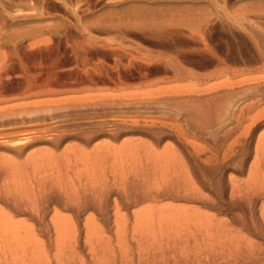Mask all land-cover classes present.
Instances as JSON below:
<instances>
[{"label": "rangeland", "instance_id": "obj_1", "mask_svg": "<svg viewBox=\"0 0 264 264\" xmlns=\"http://www.w3.org/2000/svg\"><path fill=\"white\" fill-rule=\"evenodd\" d=\"M0 116V264H264V0H0Z\"/></svg>", "mask_w": 264, "mask_h": 264}, {"label": "bare ground", "instance_id": "obj_2", "mask_svg": "<svg viewBox=\"0 0 264 264\" xmlns=\"http://www.w3.org/2000/svg\"><path fill=\"white\" fill-rule=\"evenodd\" d=\"M31 83V82H30ZM162 90V89H161ZM161 90H156V91H158L155 95L156 96H158L157 94H160V95H162V93L163 92H161ZM154 92V91H153ZM165 93V92H164ZM37 94V93H36ZM147 95V97L148 96H150V94L148 95V93L146 94ZM146 95H143L144 97H146ZM154 95V96H155ZM152 97H154L153 95H151ZM150 96V97H151ZM157 98H159V97H157ZM153 99V98H152ZM152 99H150V100H152ZM154 99H155V97H154ZM217 99V98H216ZM160 100V99H159ZM148 101V100H147ZM155 101H157L156 99H155ZM155 101H151L152 103H147V102H143V103H138L137 104V106L136 105H134L133 106V108L134 109H138V107H139V111L140 110H143V114H146V113H148V112H150L149 110H151L152 111V109H155L156 107L158 108V106H160V104L161 103H159V102H155ZM161 101H163L162 99H161ZM160 101V102H161ZM155 102V103H154ZM164 102V101H163ZM162 102V103H163ZM234 102H235V99L233 100V98L232 99H228V100H226L222 105H220V106H218V109H217V115H219L220 117H222L221 115L223 114V113H225V115H227V116H229L230 115V113H231V111H232V107H234ZM167 102H165V103H163V104H161V106L163 105L164 107H166L165 106V104H166ZM174 103V102H173ZM180 103H182V102H180ZM170 105H171V103H169ZM175 104V103H174ZM183 104V103H182ZM221 104V103H220ZM169 105V106H170ZM175 105H177V103L175 104ZM174 105V106H175ZM208 105V104H207ZM216 104H214V106H215ZM219 105V104H218ZM168 106V105H167ZM180 106H181V112H185V114H187V115H189V117L190 118H192L193 120H197L198 118H201L205 113H206V111H207V108H206V106L201 102V103H197V104H192V105H188V103H186V102H184V104L183 105H181L180 104ZM217 106V105H216ZM131 107V106H130ZM178 107V106H177ZM209 108V107H208ZM213 110V109H212ZM216 110V109H215ZM214 110V111H215ZM210 112V111H209ZM209 112H207V115L208 116H210V113ZM213 112V111H212ZM214 114H215V112H214ZM217 115H215L216 116V118H217ZM224 115V114H223ZM224 115V116H225ZM219 116H218V118H219ZM227 116H225V117H227ZM1 117V116H0ZM254 117H256V116H254ZM204 118V117H203ZM228 118V117H227ZM226 118V119H227ZM253 118V117H252ZM218 120V119H217ZM128 144H130L131 145V147H132V145L133 144H131V142L130 143H128ZM128 144H126L127 145V147H128ZM150 144V143H149ZM148 143H146V142H143V149L145 150V152L143 153V157H145V162H143V176H144V180L143 181H145L146 182V180H150V178H152V177H148L147 175H149L150 176V174L151 173H154V178L156 179V181L153 183V185L152 186H148V188H147V186H146V192H147V196H146V200H150V198H158V197H163L164 195H169L170 194V192L172 193V188H174V186L176 185L177 186V193L175 192V194H171L172 196L174 195V196H176V198L177 197H181L180 195V190H184L183 192H185L184 193V198L185 199H187V201H192L193 199H195V197H196V195L198 194V195H200L199 193H197L196 191V189H193L196 185H194L193 187H191L190 186V184H188V181H189V178H191V177H185V179H184V182H185V184L184 183H182V181H179V179L180 180H183L182 179V177L180 176L179 178H177V180H178V184H173V182L171 183L170 182V185H165L166 183H164L163 182V180H162V170L160 171L159 169H156V165L155 166H150L149 165V160H150V157H152V155L154 154V157H153V159H154V161L157 163L158 162V159L160 158V157H162V156H167L168 155V149H166V150H164V152H162V150H161V152L162 153H158L159 151H155L156 149L155 148H153L152 147V145H149ZM125 145V144H124ZM123 145V146H124ZM130 145H129V147H130ZM122 146V147H123ZM141 146V144H139V147ZM126 147V146H125ZM165 148H168V147H165ZM256 151H258V150H260V149H264V136H262L261 138H259V140H258V142L256 143ZM171 156V155H170ZM170 158V157H169ZM144 159V158H143ZM151 161H152V159H151ZM159 163V162H158ZM154 164V163H153ZM184 165V164H183ZM158 166V165H157ZM152 168H153V171H152ZM161 168V167H160ZM162 169V168H161ZM256 168H253L251 171H250V181H248V184L247 183H245V185L247 184V190L249 191V188L251 187V188H253V186H254V180H256V177L254 176L255 175V173H256V170H255ZM164 171H165V169H164ZM158 172V174H159V176H156V174L155 173H157ZM146 174V176H147V178H149V179H146V176H145V174ZM187 174V173H186ZM164 175V174H163ZM175 175H176V173H175ZM174 175V176H175ZM189 175V174H188ZM152 176V175H151ZM176 178V177H175ZM164 179V178H163ZM165 180V179H164ZM253 180V181H252ZM176 182V181H175ZM189 182H192V183H194L195 184V182H193V181H189ZM230 184H231V187H232V191H234L236 188H239V184L240 183H237L236 181H234V180H230ZM174 185V186H173ZM190 186V187H189ZM255 186H256V184H255ZM254 186V187H255ZM183 187V188H182ZM235 187V188H234ZM241 187H242V184H241ZM125 188V187H124ZM192 188V189H191ZM250 188V189H251ZM152 189H154V190H152ZM256 189V188H255ZM175 190H176V188H175ZM174 190V191H175ZM237 190V189H236ZM241 190V189H240ZM124 191H126V190H124ZM173 191V192H174ZM238 191V190H237ZM246 190H241V191H238V193H242V192H245ZM253 191V190H252ZM251 191V192H252ZM197 193V194H196ZM248 193V192H247ZM182 195H183V193H182ZM248 195V194H247ZM183 197V196H182ZM183 198V199H184ZM153 199V200H154ZM156 200V199H155ZM168 208V207H167Z\"/></svg>", "mask_w": 264, "mask_h": 264}, {"label": "crops", "instance_id": "obj_3", "mask_svg": "<svg viewBox=\"0 0 264 264\" xmlns=\"http://www.w3.org/2000/svg\"><path fill=\"white\" fill-rule=\"evenodd\" d=\"M129 145H130V144H128V147H129ZM125 146H127V145L125 144ZM130 146H131V145H130Z\"/></svg>", "mask_w": 264, "mask_h": 264}]
</instances>
